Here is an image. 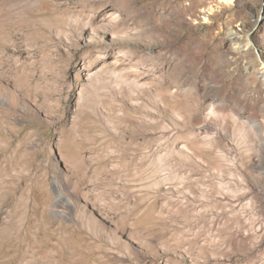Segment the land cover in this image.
<instances>
[{
  "label": "rangeland",
  "instance_id": "obj_1",
  "mask_svg": "<svg viewBox=\"0 0 264 264\" xmlns=\"http://www.w3.org/2000/svg\"><path fill=\"white\" fill-rule=\"evenodd\" d=\"M0 264H264V0H0Z\"/></svg>",
  "mask_w": 264,
  "mask_h": 264
}]
</instances>
